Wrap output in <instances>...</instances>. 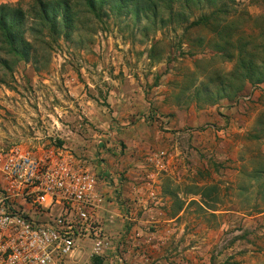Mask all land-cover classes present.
<instances>
[{"label":"rangeland","instance_id":"rangeland-1","mask_svg":"<svg viewBox=\"0 0 264 264\" xmlns=\"http://www.w3.org/2000/svg\"><path fill=\"white\" fill-rule=\"evenodd\" d=\"M220 2L201 26L108 14L26 32L29 60L0 65V146L98 178L108 244L79 240L68 264H264V80L234 79L226 54L244 43L264 66V0Z\"/></svg>","mask_w":264,"mask_h":264},{"label":"built area","instance_id":"built-area-1","mask_svg":"<svg viewBox=\"0 0 264 264\" xmlns=\"http://www.w3.org/2000/svg\"><path fill=\"white\" fill-rule=\"evenodd\" d=\"M98 178L71 155L0 146V264H68L96 226Z\"/></svg>","mask_w":264,"mask_h":264},{"label":"trees","instance_id":"trees-1","mask_svg":"<svg viewBox=\"0 0 264 264\" xmlns=\"http://www.w3.org/2000/svg\"><path fill=\"white\" fill-rule=\"evenodd\" d=\"M220 1L222 0H35L29 12L18 6L1 3L0 65L9 68L19 61L29 60L34 44L25 36L26 32L34 42H44L45 31L52 40H56L57 36H69L84 22L87 15L102 19L108 14L154 17L177 24L187 23L192 18L188 26H201L205 20L215 19V12L210 15L201 12L204 7L218 8L217 12L220 14L226 12ZM195 10L200 11V14L194 15ZM162 12L166 14V18L162 17ZM234 51L237 53V66L231 74L233 78L252 84L262 82L264 66L254 62L257 58L254 51L240 43L226 54L230 57ZM241 88L242 85L237 88V92ZM223 90L224 87L219 89L220 92Z\"/></svg>","mask_w":264,"mask_h":264}]
</instances>
